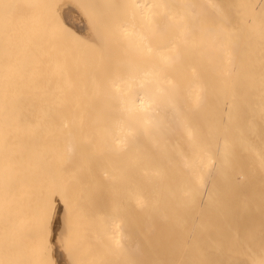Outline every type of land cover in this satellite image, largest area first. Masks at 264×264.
Instances as JSON below:
<instances>
[{
	"label": "bare ground",
	"instance_id": "1",
	"mask_svg": "<svg viewBox=\"0 0 264 264\" xmlns=\"http://www.w3.org/2000/svg\"><path fill=\"white\" fill-rule=\"evenodd\" d=\"M19 1L0 264H264V0H94L87 36L90 10Z\"/></svg>",
	"mask_w": 264,
	"mask_h": 264
},
{
	"label": "rangeland",
	"instance_id": "2",
	"mask_svg": "<svg viewBox=\"0 0 264 264\" xmlns=\"http://www.w3.org/2000/svg\"><path fill=\"white\" fill-rule=\"evenodd\" d=\"M1 1L4 3V0H1ZM6 1H8V0H6ZM6 1H5V2H6ZM15 1H16V2H15ZM18 1H19V0H13V1H12L13 3H12V2H9V3L12 4V5H11L10 7H9V6L7 7V8H10V9H9V10L7 9L6 12H5V9L3 8L5 5H4L3 3L1 4V2H0V5H1V6L3 5V6H2V10L4 9L3 11L5 12V15H8V16H9L11 11H15V12H16V10H17V8H15L16 4L20 6V3H19L20 1H19V2H18ZM44 1H46V3H44V4H45V7H44V4H43V7H44V8H42V5H41V7H39L38 9H41L42 12H43V10H44V12H47L46 10L48 9V11H49V9H50L49 7H51L50 10H51L52 12L49 11V12H47V13H44V14L46 15L47 18L50 17V16L52 15V14H50V16H49L48 13H53V11H54V12H55V11H62V12H64V11H68L67 8H69V7H67V6L70 5V4H73L74 6L76 5V8H70V9H72L74 12L79 13V15H80L81 12H82L83 16H84V15H87V14L89 15L90 13L93 14V13L95 12V14H93V15H95V16H93V17L96 18V16L98 15L96 12L99 10V9H96V8H98L99 2H100V0L96 1L95 3L98 4L97 7H96V4L94 3V5H95L94 8L90 9V7L93 6V1H94V0H44ZM44 1H43V2H44ZM103 1H104V0H103ZM109 1H110V0H109ZM111 1H112V0H111ZM111 1H110V2H111ZM113 1H114V0H113ZM113 1H112V2H113ZM120 1H121V0H120ZM126 1H128V0H126ZM21 2H22V0H21ZM101 2H102V1H101ZM112 2H111V3H112ZM129 2H130V0L127 2V3H128L127 6H129ZM18 3H19V4H18ZM78 3H79L80 5H79ZM82 3H84V6H86L85 8L82 7L83 5L81 6ZM102 3H105V2H102ZM106 3H108L107 0H106ZM106 3H105V4H106ZM122 3H125V2L122 1ZM122 3H121V6H122ZM5 4L7 5V3H5ZM112 4H113V3H112ZM112 4L109 3L110 6H111ZM8 5H9V4H8ZM22 5H23V3H22ZM46 5H47V6H46ZM59 5H60V8H59V7H56V6H59ZM100 5H101V6H100ZM100 5H99V6H100L99 8L104 9V8H102V6H103L104 4H103V5L100 4ZM107 5H108V4H107ZM114 5H115V8H116V6H117V8H119V11H118V12H121V11L123 10V9L121 10V6H119L120 3H118V5H117V3H115ZM1 6H0V9H1ZM19 6H18V8H19ZM80 6H81L83 9H82ZM112 6H113V5H112ZM125 6H126V4H125ZM11 7H12V9L15 8L16 10H14V9L11 10ZM16 7H17V6H16ZM21 7H22V6H21ZM21 7H20V8H21ZM78 7H80V8H78ZM20 8H19L17 11H19V12L22 11V13H23V11H24L23 7H22L21 9H20ZM109 8L113 11V12L111 13L112 16H113V14L115 13V11L118 10L117 8H116L117 10H113V9H112L111 7H109V6H108V8L106 9V6H105L106 11H107V10L111 11ZM113 8H114V7H113ZM122 8H123V7H122ZM22 9H23V10H22ZM105 9H104V10H105ZM124 9H125V7H124ZM88 10H90V11H88ZM91 10H92V11H91ZM93 10H94V12H93ZM96 10H97V11H96ZM120 10H121V11H120ZM126 10H127V9H126ZM128 10H129V7H128ZM135 10L137 11V13H138V15H139V11H138L137 9H135ZM135 10H133V11H135ZM8 11H9V12H8ZM39 11H40V10H39ZM70 11H71V10H70ZM87 11H88L89 13L85 14ZM99 11H102V10H99ZM99 11H98V12H99ZM109 11H107V12H109ZM136 11H135V12H136ZM7 12H8V13H7ZM19 12H16V13H19ZM92 12H93V13H92ZM122 12H123V11H122ZM129 12H130V11H129ZM129 12L125 11V13H124L125 16H126V13H127V15L130 16V13H129ZM131 12H132V11H131ZM99 13H100V12H99ZM102 13L104 14V12H102ZM102 13H101V14H102ZM105 13H106V12H105ZM19 14H21V13H19ZM47 14H48V15H47ZM53 14H54V13H53ZM82 14H81V15H82ZM91 14H90V17L87 16L88 18H87V17L84 18L85 21L87 20L86 22H88V23H86V24H88V26H89V23L91 24V25L89 26L90 28L86 25V26H87L86 29L88 28V32H89V33H90V32L92 33V30L95 29L96 26H97L96 24H98L99 26L103 27V29H104L105 25L108 24V23L104 24V26H103V25H100V23H97V22H102V21H100V20L102 19V17H103L105 14L102 15V17H101V19H100L99 21H98V19H94V18L91 16ZM109 14H110V12H109L108 14L106 13V15H105V17H107V20H108V15H109ZM116 14H117V13H116ZM122 14H123V13H122ZM122 14H121V15L117 14V15L122 16ZM132 14H133L134 17H133V16H132V17H129V16H128V17H129V18H132V19L134 18V20H135L136 13L134 14V12H132ZM13 15H15V14H13ZM13 15L11 14V16H9L8 18L11 19V17H12ZM17 15H18V14H17ZM54 16H55V15L51 16L50 18L53 19ZM112 16H111V17H112ZM119 16H117V17L120 18ZM140 16H141V14H140ZM16 17H17V16H16ZM56 17H57V16H55L54 20L51 19V21H53V22H54V21H57V18H56ZM84 17H85V16H84ZM91 17H92L95 21L92 19L93 22H91ZM98 17H99V16H98ZM111 17H109V18L111 19ZM12 18H15V17H12ZM50 18L48 19L49 22H51V21H50ZM89 18H90V19H89ZM99 18H100V17H99ZM103 18H104V17H103ZM113 18H114V17H112V19H113ZM115 18H116V17H115ZM115 18H114V19H115ZM125 18L128 20L127 17H125ZM125 18H124V19H125ZM137 18H139V17L136 16V19H137ZM55 19H56V20H55ZM82 19H83V17H82ZM112 19H111V20H112ZM121 19H122V18H121ZM124 19H122V20H124ZM126 19H125V20H126ZM103 20H105V18H104ZM107 20H106V22H108ZM129 20H130V19H129ZM134 20H133V21H134ZM140 20H141V18H140ZM96 21H97V22H96ZM130 21H131V20H130ZM104 22H105V21H104ZM104 22H103V23H104ZM118 22H120L119 19H118ZM118 22H117V23H118ZM122 22H124V21H122ZM137 22H140V21H139V20H138V21L136 20L135 23H137ZM92 23H95V24H93L94 27H93ZM103 23H101V24H103ZM109 23H110V21H109ZM114 23H115V22H114ZM110 24H111V23H110ZM138 24H139V23H138ZM5 25H6V24H5ZM95 25H96V26H95ZM108 25H109V24H108ZM118 25H119V26L116 25L117 28L120 27L121 24H118ZM139 25H140V24H139ZM6 26H7V25H6ZM91 26H92V27H91ZM99 26H98L96 29H99V28H100ZM9 27H10V26L8 25L7 28H9ZM110 27H111V26H110ZM91 28H92V29H91ZM108 28H109V27H108ZM113 28H116V27L113 26ZM89 29H90V30H89ZM101 29H102V28H101ZM101 29H99V30L102 31ZM110 29L112 30V28H110ZM118 29H119V28H118ZM105 30L107 31L108 29L106 28V29H104L103 31H105ZM115 30H116V29H115ZM117 31H118V30H117ZM117 31H116V32H117ZM85 32H86V31H85ZM88 32L84 33V34H86L85 36H87V35H91V33L88 34ZM109 32H110V30L108 31V33H109ZM113 32H114V30H113ZM103 33H104V32H102V34H103ZM106 33H107V32H106ZM106 33H104V34H106ZM111 33H112V31H111ZM118 33H119V32H117L116 35H117ZM121 33H122V31H121ZM121 33H120V36L123 35V34H125L124 32H123V34H121ZM100 34H101V33H100ZM112 34H113V33H112ZM112 34L109 33V35H111V36H112ZM126 34H127V32H126ZM126 34H125V35H126ZM106 35H107V34H106ZM113 36H114V35H113ZM116 37H119V34H118ZM116 37H114V38L116 39ZM124 37H125V36H124ZM124 37H123L122 39H124ZM119 38H121V37H119ZM119 38L116 39L117 42H115V41H116L115 39H114L115 41H114V40H112V41H114V43H118V42H119L118 44H120V41H118ZM124 41H125V39H124ZM124 41L121 40V42H123V43H124ZM110 42H111V41H110ZM125 42H126V41H125ZM123 43H122V44H123ZM121 257H122V256H121Z\"/></svg>",
	"mask_w": 264,
	"mask_h": 264
}]
</instances>
